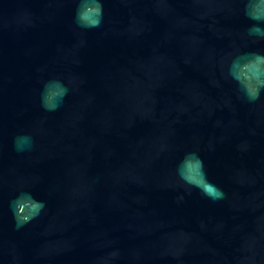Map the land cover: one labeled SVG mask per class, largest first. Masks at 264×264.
I'll return each mask as SVG.
<instances>
[{
    "label": "water",
    "instance_id": "1",
    "mask_svg": "<svg viewBox=\"0 0 264 264\" xmlns=\"http://www.w3.org/2000/svg\"><path fill=\"white\" fill-rule=\"evenodd\" d=\"M0 264H264V0H0Z\"/></svg>",
    "mask_w": 264,
    "mask_h": 264
}]
</instances>
